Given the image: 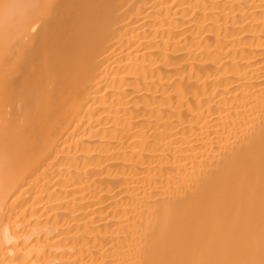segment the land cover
Here are the masks:
<instances>
[{
    "label": "bare ground",
    "instance_id": "1",
    "mask_svg": "<svg viewBox=\"0 0 264 264\" xmlns=\"http://www.w3.org/2000/svg\"><path fill=\"white\" fill-rule=\"evenodd\" d=\"M0 264H264V0H0Z\"/></svg>",
    "mask_w": 264,
    "mask_h": 264
}]
</instances>
